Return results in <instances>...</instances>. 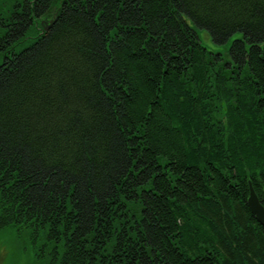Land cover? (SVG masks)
<instances>
[{"label":"trees","instance_id":"1","mask_svg":"<svg viewBox=\"0 0 264 264\" xmlns=\"http://www.w3.org/2000/svg\"><path fill=\"white\" fill-rule=\"evenodd\" d=\"M1 22L0 231L59 264H264V0H26Z\"/></svg>","mask_w":264,"mask_h":264},{"label":"rangeland","instance_id":"2","mask_svg":"<svg viewBox=\"0 0 264 264\" xmlns=\"http://www.w3.org/2000/svg\"><path fill=\"white\" fill-rule=\"evenodd\" d=\"M26 0H0V40L6 28L2 26L1 19L11 15L18 5H24ZM59 0H54L57 6ZM38 33L36 25L27 33V39L15 47V52H20L32 45ZM201 43L212 53H227L228 45H216L206 31H199ZM3 60L0 54V63ZM30 230L8 227L0 231V264H59V257L55 253L61 252V246L53 245L44 236H35ZM57 258V259H56Z\"/></svg>","mask_w":264,"mask_h":264},{"label":"water","instance_id":"3","mask_svg":"<svg viewBox=\"0 0 264 264\" xmlns=\"http://www.w3.org/2000/svg\"><path fill=\"white\" fill-rule=\"evenodd\" d=\"M247 204L257 222L264 227V205L260 202L252 184H249V198Z\"/></svg>","mask_w":264,"mask_h":264}]
</instances>
